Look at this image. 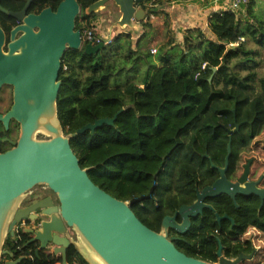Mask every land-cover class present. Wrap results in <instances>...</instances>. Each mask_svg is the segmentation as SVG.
<instances>
[{"label":"trees","instance_id":"1","mask_svg":"<svg viewBox=\"0 0 264 264\" xmlns=\"http://www.w3.org/2000/svg\"><path fill=\"white\" fill-rule=\"evenodd\" d=\"M76 1L80 14L75 27L82 33L96 17L95 13L85 15L84 10L97 0ZM255 2L243 12L245 18H252L251 23L230 11L214 12L207 21L213 38H205L200 29L194 36L186 33L182 49L163 51L158 67L146 61V71L137 80V75L133 77L136 70L130 72L124 63L130 60L138 65L137 48L144 34L132 43L129 34L119 33L97 54L68 49L62 58L68 73L61 70L59 75L56 117L63 135L100 119H112L124 108L112 125L102 124L69 139L79 167L86 169L96 186L122 201L146 195L155 183L150 198L130 206L138 220L155 232L163 217L192 204L196 192L217 179L218 172L210 163L223 166L227 132L236 124L238 130L230 136L227 179L240 176L248 159L250 180L264 172V161L258 159H264V139L251 148L264 132V77L256 71L258 50L264 48V27L253 14ZM140 23L143 28L150 26L148 20ZM122 72L132 77L121 85H110ZM259 186L264 187V177ZM235 200L237 206L227 197L209 200L216 213L228 219L216 222L214 214L204 209L192 219L181 240L173 241L175 248L209 263H217L219 244L226 259L252 254L253 247L243 235L254 228L264 237V202L260 204L257 197L237 196ZM27 237L22 232L15 239L8 236L3 249L12 257L2 255L0 264L20 257L24 259L19 264L60 263V257H52L47 249L37 255L33 246L27 251ZM66 263L87 264L72 246L66 251Z\"/></svg>","mask_w":264,"mask_h":264},{"label":"water","instance_id":"2","mask_svg":"<svg viewBox=\"0 0 264 264\" xmlns=\"http://www.w3.org/2000/svg\"><path fill=\"white\" fill-rule=\"evenodd\" d=\"M108 2L117 8L119 14L116 26L119 29L137 30L139 23L146 18L142 7L143 0H97L85 8V15H91L104 9ZM138 6V7H137ZM0 11L10 17L19 16L9 13L0 7ZM79 14L76 0H61L54 13L47 8L30 23L39 29L33 32L32 27L18 26L11 31V44H24L29 47L22 53L46 55L44 67L33 62L27 64L28 77L18 85V99L23 105L22 133L16 147L0 154V257L12 254L3 249L6 238L12 236V227L16 221L27 216L35 209H43L42 214L48 218L36 230H26L31 237L27 243H36L35 253L52 247L54 256L60 257V264L66 263V251L72 246L87 264H238L250 260V255L240 254L235 259H226L221 254V245L216 251L217 263H209L188 257L178 251L173 241L183 236L191 226L190 218L195 220L203 209L210 210L220 222L228 219L219 216L213 207L204 200H217L227 197L235 206L236 197L250 199L257 197L260 204L264 202V189L259 187L264 172L256 180H249L248 160L243 172L235 181L226 178L228 162L231 155V133L238 130L236 124L228 131L226 154L222 167L210 163V168L218 172L212 185L196 193L191 205L180 206L170 216L163 217L158 232L143 225L130 209L151 196L155 183L148 193L129 201H122L110 196L88 177L86 169H81L78 159L72 152L69 139L86 130L91 132L102 124L112 125L124 108L117 111L112 119H100L93 124H86L74 133L63 135L56 117V99L60 81H56L60 68V58L65 49L78 51L83 48L87 55L97 54L105 45L82 44L81 32L76 29L75 21ZM27 19H24L26 23ZM17 32L22 36L14 40ZM4 33L0 29V63L5 59H18V56H6L2 53ZM48 67L49 71L44 68ZM1 69V65H0ZM37 70V71H36ZM215 69H212L214 72ZM38 74V77H37ZM211 78V77H210ZM209 78V80H210ZM42 131L49 138H34L35 131ZM44 185L52 191L58 201L57 208L35 205L29 209H20L19 205L26 192L34 186ZM30 218L33 216L30 215ZM180 218V222L176 221ZM232 225L233 222L231 221ZM70 230V231H69ZM172 230L179 237H168ZM71 233V234H70ZM24 257L7 261L5 264H19Z\"/></svg>","mask_w":264,"mask_h":264},{"label":"flooded vegetation","instance_id":"3","mask_svg":"<svg viewBox=\"0 0 264 264\" xmlns=\"http://www.w3.org/2000/svg\"><path fill=\"white\" fill-rule=\"evenodd\" d=\"M60 1L61 0H0V7L2 9L6 10L9 13H13L19 16L18 18H13L0 11V29L4 33V43L2 46V53L8 57L11 55L18 56V59L16 60L15 59L13 60L5 59L4 61L0 63L1 65V69H0V154H3L13 149L14 147H16L17 142L22 133V127H23L22 122H23L24 110H23L21 99H18V92H19L18 85L21 84L22 80L25 77H28L27 74L29 71H27V64L25 65V63L34 61L35 64L44 67L46 63L51 61L49 58L46 61L45 59L46 55L43 56V60H42L41 59L42 54H36L34 55L35 59L30 60V56H31L30 54L21 52L22 49L28 48L29 47L28 45H24V44L23 45L22 44H11L10 45L12 41L11 31L18 26L25 25L30 28L32 27L33 32L35 33L38 32L39 29L37 27H33V25H31L30 23L44 9L48 8L51 11V13H54ZM116 11H117V8H116ZM79 14H80V6H79ZM27 18L28 20L25 23L24 19H27ZM108 20H110V17ZM21 36H22V32H17L14 35L13 39L17 40ZM67 50L68 49H65L63 51V54L60 58V68L57 73L56 81H60L59 75H60L61 70L63 71V73H66V74L68 73L67 67L64 66V64L62 65L63 63L62 58ZM45 69L47 72L49 71L48 67H45L43 72L45 71ZM37 77H38V74H37ZM34 138L45 140L49 137L42 131L37 130L34 132ZM248 179L250 180L249 176H248ZM260 188L264 189V187H260ZM201 190H198L197 192H200ZM204 203H207L210 205L209 199L204 200ZM35 205H43V206L45 205L47 208H50V209L52 208L58 209V201L56 199L55 194L44 185L34 186L31 190L26 192L23 200L21 201L19 205V208L22 210L24 209L26 210ZM43 209H35L33 211L29 210V212L27 213V216L16 221L12 227L11 237H13V239L18 237L19 232L25 233L28 236L25 242V246H28L27 251L31 250L30 246H33L36 249L38 245L36 243H27L31 235L26 233L25 231L26 230H36L42 225L43 222L48 221V218L42 214ZM203 210H202V213H203ZM30 215H32L33 217L30 218L29 217ZM189 220L192 222L191 218ZM176 221L179 223L180 218L178 217ZM167 234L169 238L179 237L172 230H168ZM243 236H247V235L244 234ZM181 237L182 236H180L179 239L177 240H181ZM245 240H248V239L245 238ZM35 249H34V252H35ZM45 249L49 250L52 257L54 256L52 252V247L49 244L47 248ZM54 257H59V256H54Z\"/></svg>","mask_w":264,"mask_h":264},{"label":"rangeland","instance_id":"4","mask_svg":"<svg viewBox=\"0 0 264 264\" xmlns=\"http://www.w3.org/2000/svg\"><path fill=\"white\" fill-rule=\"evenodd\" d=\"M255 3L256 4L253 7V14L260 20V23L263 24V27H264V0H259ZM243 11L244 10L242 9V12H240L239 14H236L237 19L241 21L246 20L248 21V23H251L252 18H245V13H243ZM95 14H96V17L92 21L93 23L99 22L101 26H103L104 28L103 35L105 38V43L112 40L119 33H122V34L128 33L129 35L130 34L133 35L134 40H132V43H135L136 39L139 38L142 34H144V38L140 41L138 45V48H137L138 52L136 51L139 57L138 65L136 63L131 62L130 60H126L124 63L127 68L131 69L130 72H132V70H136L133 77L136 75L137 76L134 78V80H137V77H140V74L143 69L144 71H146V67H145L146 65L144 64L146 63V61H150V62L153 61L156 64V62H158L159 58L161 57L163 51L164 53L165 52L167 53L168 51L172 49H175V50L182 49L183 37L185 36L186 33L191 32L193 36L196 34L195 30H188L187 32L184 31V34L180 36H176L175 35L176 33L171 34L170 32H165V28L167 29L168 25L167 27H164L163 31H159V29L152 28L151 26H144L143 28L141 25H139V28L137 30H132V29L130 30L127 28L119 29L116 26V20L118 19L119 15L116 11V7L111 2H108L105 5L104 9H102L101 11H98ZM109 17H110V20H108ZM111 27L113 31L110 33V35H108L106 33V30H108V28H111ZM203 28L204 30H202V28H200V30L202 31L204 37L213 38V35L208 30V25L207 26L204 25ZM247 43L250 46H253L251 42L247 41ZM235 45L236 44H233L231 46L234 47ZM132 46H134V44H132ZM134 49L136 50V48ZM152 49L155 50L154 53H151ZM255 49H259V48H255ZM258 51L261 53L258 57L260 66L256 69V71L259 77H264V62H263L264 48L259 49ZM146 53H150L151 55L145 58ZM173 53L174 52L170 54H173ZM151 73L152 72H150V74ZM129 77H132L131 73L122 72L119 75V79H117L116 81H114L113 79L110 80V85H114V86L121 85L125 83L127 81V78ZM263 139H264V132L252 141L251 148L256 147L258 143H260ZM251 155H252V152L247 153L246 157H250ZM253 156H256V155H253ZM253 156L251 158H253ZM258 159L260 161H264V159H261L259 157ZM243 238L244 239L250 238L253 246L256 247L257 252L254 253L253 257L250 260H243L238 264H264V237L261 235V233L257 232L256 230H252V232L249 235L243 236Z\"/></svg>","mask_w":264,"mask_h":264},{"label":"crops","instance_id":"5","mask_svg":"<svg viewBox=\"0 0 264 264\" xmlns=\"http://www.w3.org/2000/svg\"><path fill=\"white\" fill-rule=\"evenodd\" d=\"M149 2L152 3V7H148ZM149 2L142 3L146 13L144 20L147 21V15L153 14V19L148 20L152 28L163 31L164 27L168 25V31L165 28V32L176 33V36H180L184 34V31L187 32L188 30L200 28L204 30L203 27L204 25L207 26L210 15L214 12L224 11L223 9L227 5V0H219L217 2H214V0H149ZM91 23H93L92 20L90 21ZM97 24L98 29L96 31L98 34L103 35V26L99 22ZM111 29L112 27L106 30L108 35L113 31ZM131 39L134 40L133 35H131ZM156 64L158 67L160 62L158 61ZM55 264H59V262Z\"/></svg>","mask_w":264,"mask_h":264},{"label":"built area","instance_id":"6","mask_svg":"<svg viewBox=\"0 0 264 264\" xmlns=\"http://www.w3.org/2000/svg\"><path fill=\"white\" fill-rule=\"evenodd\" d=\"M219 0H214V2H217ZM252 0H227V5L226 8L223 9L224 11H230L234 14H239L242 12V9L245 10V7L251 2ZM254 1H259V0H254ZM148 7H152V3H148ZM244 12V11H243ZM147 19L151 20L153 19V14L147 15ZM98 29V24L97 23H91V28L89 29H84L81 33V39H82V44H91V45H96L100 42H105L104 35L98 34L96 31ZM155 50L152 49L151 53H154ZM252 230H255L254 228H250L245 232V235H249ZM258 232V231H257ZM250 241L252 247H253V254L257 252L256 247L253 246L252 241L250 238H246Z\"/></svg>","mask_w":264,"mask_h":264}]
</instances>
